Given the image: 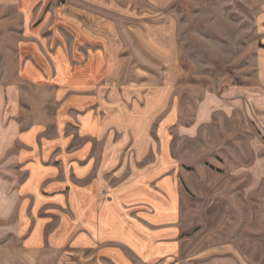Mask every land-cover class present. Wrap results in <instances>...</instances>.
Returning a JSON list of instances; mask_svg holds the SVG:
<instances>
[{
    "label": "crops",
    "instance_id": "1",
    "mask_svg": "<svg viewBox=\"0 0 264 264\" xmlns=\"http://www.w3.org/2000/svg\"><path fill=\"white\" fill-rule=\"evenodd\" d=\"M176 1L0 0V106L18 124L13 149L0 147V216L18 242L0 264H262L245 244L200 247L174 179L153 186L124 154L138 137L116 113L118 77L130 53L143 72L155 59L177 73L161 17ZM257 63L263 83L264 49Z\"/></svg>",
    "mask_w": 264,
    "mask_h": 264
},
{
    "label": "rangeland",
    "instance_id": "2",
    "mask_svg": "<svg viewBox=\"0 0 264 264\" xmlns=\"http://www.w3.org/2000/svg\"><path fill=\"white\" fill-rule=\"evenodd\" d=\"M161 17L173 25L177 73L168 74L155 59L143 72L142 60L129 54L125 67L132 74L119 76L113 93L116 113L131 116L126 124L148 141L145 155L136 154L143 148L138 138L124 154L132 153L135 170L148 168L153 186L174 179L199 218L193 229L200 247L245 244L264 264V71L260 83L257 63L264 0H177ZM13 115L0 106V147L8 150L18 126ZM4 215L0 256L18 242L12 215ZM259 243V252L250 248Z\"/></svg>",
    "mask_w": 264,
    "mask_h": 264
}]
</instances>
